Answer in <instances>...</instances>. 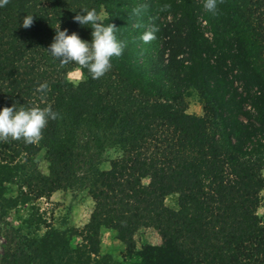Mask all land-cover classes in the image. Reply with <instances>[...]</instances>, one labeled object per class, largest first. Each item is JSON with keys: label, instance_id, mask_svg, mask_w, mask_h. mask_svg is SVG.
<instances>
[{"label": "trees", "instance_id": "obj_1", "mask_svg": "<svg viewBox=\"0 0 264 264\" xmlns=\"http://www.w3.org/2000/svg\"><path fill=\"white\" fill-rule=\"evenodd\" d=\"M203 4L8 0L0 7V109L15 103L58 113L36 143L0 141V217L29 206L3 263L123 264L101 252L102 231L127 240L155 226L171 244L128 246L127 264H264V0H217L215 14ZM85 9L126 44L99 79L46 51L58 27L91 40L92 29L73 20ZM26 15H33L28 28ZM153 26L156 38L144 43ZM75 69L83 75L77 83L68 78ZM45 82L49 88L38 91ZM193 94L202 115L188 112ZM109 145L121 154L102 168L90 152ZM82 188L94 201L83 227L55 228L36 205ZM171 195L177 208L165 202Z\"/></svg>", "mask_w": 264, "mask_h": 264}, {"label": "clouds", "instance_id": "obj_2", "mask_svg": "<svg viewBox=\"0 0 264 264\" xmlns=\"http://www.w3.org/2000/svg\"><path fill=\"white\" fill-rule=\"evenodd\" d=\"M8 3V0H0V7ZM142 7L133 9V15L139 16ZM203 7L215 14L217 0H204ZM83 13V14H81ZM73 20L81 26H89L91 40L86 41L76 33H68V29L55 28L53 42L48 46L47 52L63 66L75 62L81 69H87L92 79H99L107 73L111 67V59L122 55L125 42L119 40L116 35V27L111 24H104L95 9L81 10ZM33 23V15H26L23 18L22 26L28 28ZM158 28L153 26L146 30L140 37L144 43H149L156 38ZM79 77L80 72L74 73ZM49 88L45 82L38 86V91L44 92ZM13 104L11 107L0 109V141L20 140L25 143H36L41 139L42 130L49 120L57 119L58 113L50 106L25 107L24 105Z\"/></svg>", "mask_w": 264, "mask_h": 264}, {"label": "rangeland", "instance_id": "obj_3", "mask_svg": "<svg viewBox=\"0 0 264 264\" xmlns=\"http://www.w3.org/2000/svg\"><path fill=\"white\" fill-rule=\"evenodd\" d=\"M105 15V12L102 11L101 16L104 17ZM78 71L80 72L79 77L74 75ZM68 78L77 83L83 79V75L80 69H75L68 74ZM188 112L202 115L203 109L197 94H193L188 98ZM120 154V149L112 145L104 148L102 153H98L95 150L90 152L93 160L99 162L102 168H108L110 160ZM37 158L40 170L47 174L49 169L44 152H41ZM149 181V177H144L145 183H149ZM12 189V193L15 194V187ZM165 202L168 206L177 208L178 196H168ZM36 205L40 211L45 213L47 221L58 229L68 226L83 227L90 220L94 209V201L84 188L78 190H58L50 197H43L37 200ZM28 207V205L18 206L15 209L9 210L4 217H0V264H6L3 263V258L7 253L8 245H11V249L14 248L16 240L11 242L13 236L16 235L14 229L21 224L22 217L27 215ZM258 214L264 220V204L258 209ZM46 230L47 228H43L41 232L43 233ZM74 241H79V239L76 238ZM147 244L161 246L171 244V240L163 234L161 229L155 226L133 231L127 240L121 239L116 231L111 229H105L101 234V252L112 255L115 260L121 261L123 264H127L123 254L127 253L129 247L140 250Z\"/></svg>", "mask_w": 264, "mask_h": 264}]
</instances>
